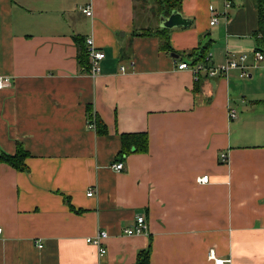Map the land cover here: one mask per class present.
Wrapping results in <instances>:
<instances>
[{
    "label": "crops",
    "instance_id": "0c3cea01",
    "mask_svg": "<svg viewBox=\"0 0 264 264\" xmlns=\"http://www.w3.org/2000/svg\"><path fill=\"white\" fill-rule=\"evenodd\" d=\"M143 6L0 0V78L11 83L0 90V151L13 155L20 143L29 154L26 172L0 165V264H136L149 246V264H213L211 249L231 264H264V63L251 82L235 70L196 80L176 68L204 44L214 65L251 54L254 1L233 0L211 26L223 0H182L191 24L169 31L176 58L157 37L134 35L159 27ZM74 37L103 52L95 77L80 71ZM244 89L263 101L244 106ZM87 107L106 134L88 127ZM131 133H147L148 150L116 172L120 135ZM136 214L148 233L127 236ZM100 230L108 237L99 257L85 239Z\"/></svg>",
    "mask_w": 264,
    "mask_h": 264
},
{
    "label": "built area",
    "instance_id": "2783aa9c",
    "mask_svg": "<svg viewBox=\"0 0 264 264\" xmlns=\"http://www.w3.org/2000/svg\"><path fill=\"white\" fill-rule=\"evenodd\" d=\"M233 5V0H223V12L221 14H217L212 12L210 17V25L215 26L218 24L220 17L224 19L227 18V13L231 9ZM79 10L85 15L90 17L92 15V10L90 7L79 8ZM86 51L89 59L90 69L88 74L92 77H95L99 73V62L104 59V54L102 51L97 49L92 41L91 38H87L85 40ZM230 57L229 54H227ZM249 55L246 53L239 54L236 58L226 59L224 64L214 65L210 63L211 55L207 54L204 61L197 62V63H188V62H179L177 64V70H190L197 80L202 75L213 78V77H227L230 71H237L239 74V78H247L248 77V70L256 68L261 62L264 61V56L261 51L254 50L252 52V64L249 65L248 59ZM125 67H121L120 70L122 72L125 71ZM11 86V83L8 78H0V90L4 88H8ZM228 117L230 120H236L238 118V112L234 109L230 110L228 113ZM90 129H95L94 123L91 122L88 124ZM219 161L222 164L227 162V153L220 152L218 155ZM111 168L116 172H120L123 170L124 165L120 161H115ZM209 181V177L199 176L196 178V182L198 184H207ZM87 196H92L93 191L91 189L88 190L86 193ZM2 232V228L0 227V233ZM124 234L127 236H138V235H145L148 233V221L143 215L136 214L134 216L133 225L125 230H123ZM108 234L105 231H97L96 234L92 237H88L85 241L96 247L98 256H103L106 253V248L104 246V241L107 239ZM41 246H39L40 248ZM208 258L213 264H231V259H221L219 258L215 250L211 249L208 252Z\"/></svg>",
    "mask_w": 264,
    "mask_h": 264
},
{
    "label": "trees",
    "instance_id": "16d2710c",
    "mask_svg": "<svg viewBox=\"0 0 264 264\" xmlns=\"http://www.w3.org/2000/svg\"><path fill=\"white\" fill-rule=\"evenodd\" d=\"M139 1V0H138ZM258 11V28L254 34L256 41V50L261 51L264 56V0H253ZM182 0H154L156 5L155 16H169L172 12H180ZM169 31L157 27L156 29H143L139 33H134L135 36L141 37H157L159 39V48L166 53H173V50L169 42ZM74 42L78 47L77 62L81 72L88 73L90 69L89 59L86 51L85 40L83 38L74 37ZM208 44L199 45L197 49L191 51L188 55L191 59V63H197L204 61L208 54ZM264 63V61H263ZM87 114L90 118L91 107H87ZM95 124V130L98 135L106 134L107 130L105 125L97 121V118L91 117ZM121 150L118 153V159L120 161L131 153H146L148 150V136L147 133H131L120 135ZM29 154L20 143H16V152L13 155L6 154L0 151V165H6L18 172H26L27 166L25 160ZM150 246L147 250L139 252L137 256L136 264H149Z\"/></svg>",
    "mask_w": 264,
    "mask_h": 264
},
{
    "label": "rangeland",
    "instance_id": "374dc122",
    "mask_svg": "<svg viewBox=\"0 0 264 264\" xmlns=\"http://www.w3.org/2000/svg\"><path fill=\"white\" fill-rule=\"evenodd\" d=\"M142 1L144 2V6L143 7H148L150 6L151 8L149 10H151V15L152 16H155V12H156V5L154 3V0H139V2ZM250 57H251V60H252V52L251 54H248ZM258 67V68H257ZM256 68H253V69H260L259 66H257ZM249 74L252 75L251 79H248L247 78H244V79H239L241 82H251L252 80L256 79V76L254 73H252V70L249 71ZM262 75V74H261ZM264 75V74H263ZM260 84L259 82H257V84H255L254 87H258ZM253 87V88H254ZM255 92L251 91V90H247V89H244V91L241 92L240 94V97H239V101L241 100H244L245 102L243 103V105L245 106H250L253 102L255 101H263V98L261 97H258V96H252ZM242 106V107H244ZM218 162L220 164H222L220 161H219V158H218Z\"/></svg>",
    "mask_w": 264,
    "mask_h": 264
},
{
    "label": "water",
    "instance_id": "95a60500",
    "mask_svg": "<svg viewBox=\"0 0 264 264\" xmlns=\"http://www.w3.org/2000/svg\"><path fill=\"white\" fill-rule=\"evenodd\" d=\"M158 20L159 28L166 30L185 28L191 24L190 20L184 18L180 12H172L169 16H160ZM170 56L172 58L177 57L174 53H171Z\"/></svg>",
    "mask_w": 264,
    "mask_h": 264
}]
</instances>
